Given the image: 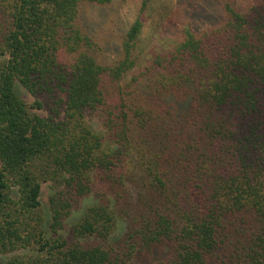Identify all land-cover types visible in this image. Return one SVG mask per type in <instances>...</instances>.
Returning a JSON list of instances; mask_svg holds the SVG:
<instances>
[{"label":"trees","instance_id":"1","mask_svg":"<svg viewBox=\"0 0 264 264\" xmlns=\"http://www.w3.org/2000/svg\"><path fill=\"white\" fill-rule=\"evenodd\" d=\"M161 3L0 0L2 264H264V9Z\"/></svg>","mask_w":264,"mask_h":264},{"label":"rangeland","instance_id":"2","mask_svg":"<svg viewBox=\"0 0 264 264\" xmlns=\"http://www.w3.org/2000/svg\"><path fill=\"white\" fill-rule=\"evenodd\" d=\"M139 1L140 0H115L116 5H124L119 11V14L125 21L131 20L134 17ZM167 3L171 7H174L175 10H181L179 14L177 13V11L174 14L176 18L179 17L177 19L178 21H180V18L182 20H186L187 22L184 25L186 27H190L191 23V27H193V29L195 30H203L218 24L217 22L223 20L222 17L226 16V10L231 8L236 12L248 17H251L259 10L264 9V0H162L160 6L165 7V4ZM99 11H96V20L105 21L107 18L101 19ZM180 14L183 15V17H181ZM18 91L24 100H26L28 103H33L34 98L19 84ZM89 124L95 133L100 134L106 138L108 147L114 148V143L111 141L108 131L102 124L101 120H99V118H90ZM49 195L50 189L47 185L44 187L42 195V202L45 207H48ZM96 201V197L94 196L86 200L83 208L74 216L72 221L76 218H79L83 213V210L88 206L96 203ZM72 221L68 224V227L70 226ZM126 231V224L121 223L117 233V238H123ZM3 258L4 257L0 256V264H2V262L5 260Z\"/></svg>","mask_w":264,"mask_h":264}]
</instances>
